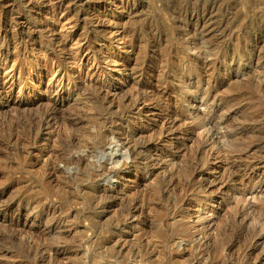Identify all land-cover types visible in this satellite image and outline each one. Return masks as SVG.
I'll use <instances>...</instances> for the list:
<instances>
[{
    "label": "rangeland",
    "instance_id": "obj_1",
    "mask_svg": "<svg viewBox=\"0 0 264 264\" xmlns=\"http://www.w3.org/2000/svg\"><path fill=\"white\" fill-rule=\"evenodd\" d=\"M25 1L0 0V264H264V0Z\"/></svg>",
    "mask_w": 264,
    "mask_h": 264
},
{
    "label": "bare ground",
    "instance_id": "obj_2",
    "mask_svg": "<svg viewBox=\"0 0 264 264\" xmlns=\"http://www.w3.org/2000/svg\"><path fill=\"white\" fill-rule=\"evenodd\" d=\"M27 1V0H26ZM26 1H25V3H26ZM39 1L40 0H28L27 1V3H38L39 4ZM42 1V0H41ZM66 0H57V2L56 3H50L49 4V7H50V9H49V7L47 8V9H49L50 10V13H51V17H53V19H54V17H56L57 15H64L65 14V17L66 16H68L70 13H71V10H70V7H67L68 5L66 4L65 6L67 7V8H65V6H64V2H65ZM72 1H74V2H72V3H79L80 5H81V3L80 2H84V0H72ZM102 1H105V2H107V0H102ZM109 1V0H108ZM49 2V1H48ZM55 2V1H54ZM69 2H70V0H69ZM86 2V1H85ZM84 2V3H85ZM22 3V2H21ZM24 3V2H23ZM45 3V2H44ZM108 3V2H107ZM41 4V3H40ZM71 4V3H70ZM121 4V3H120ZM25 5V4H24ZM34 5V4H33ZM75 5V4H74ZM76 5H78V4H76ZM45 7V6H44ZM73 8V7H72ZM77 8V7H76ZM79 8V7H78ZM79 9H81V8H79ZM49 10L47 11V12H49ZM76 10V9H75ZM73 12H76V11H73ZM72 12V13H73ZM81 12H82V10H81ZM63 13V14H62ZM79 15H82V14H80L79 12H77ZM76 13V14H77ZM75 13H73V15H74ZM75 14V15H76ZM84 14V13H83ZM74 15V16H75ZM79 15H76V17H71V18H69L67 21H69V20H72L73 18L74 19H76L75 21L77 22L78 21V19L81 17V16H79ZM52 19V18H51ZM112 21V20H111ZM111 21H110V23H111ZM110 23H108V24H110ZM99 24V23H98ZM112 24H113V22H112ZM75 25V24H74ZM73 25V26H74ZM97 25V24H96ZM111 25V24H110ZM115 25V24H114ZM15 27V26H14ZM18 27V26H17ZM113 27V26H112ZM24 28V27H23ZM73 28V27H72ZM10 29V28H9ZM12 29V28H11ZM15 29V28H14ZM17 29V28H16ZM61 29L62 30H65V28H64V25H62L61 26ZM19 30V29H18ZM102 30V29H101ZM10 31H12V30H8V29H6V28H4V27H2L1 25H0V46H3L6 42H7V39L10 37ZM106 32V33H108V34H110L109 36L111 37V39H113V40H115L116 42H122V41H125V39H127L128 37H127V31H124V30H121V31H114V30H112V29H105V30H103V32ZM14 32V31H13ZM12 32V33H13ZM22 32V31H21ZM30 32V31H29ZM33 32V31H32ZM32 32H30L31 34H32ZM16 33V32H15ZM12 35H14V33L12 34ZM25 35H26V33H25ZM28 35V34H27ZM60 35V34H59ZM62 35V34H61ZM64 36H58L57 38L55 37L54 39L52 38V44H53V47H57V48H61L60 50L62 51H69V56L72 58V61H73V64H74V69H78V68H84V67H87L88 68V73L90 72L91 74L92 73H94V74H100V75H103V74H105L104 73V71H102L101 70V67H100V64L97 62V60L95 61L93 58V60H90V59H87V58H85V57H83V56H81L80 57V55H81V52H82V47H81V45H80V42L82 41H73V39L71 38V37H69V36H67V35H65V33L63 34ZM23 36H24V33H23ZM31 37V36H30ZM109 37V38H110ZM13 38V37H12ZM15 38V37H14ZM16 38H17V36H16ZM15 38V39H16ZM31 39V38H30ZM88 39V38H87ZM19 40H22V42L23 41H25V39L23 40L22 39V37L19 39ZM85 40V39H84ZM15 41V40H14ZM17 42V41H16ZM74 42V43H73ZM18 44V43H17ZM84 48V47H83ZM8 51V50H7ZM5 52V51H0V64L6 69L7 68V66H8V63H9V61L11 60L10 58V55H9V51L8 52ZM11 53V52H10ZM88 56V55H87ZM86 56V57H87ZM51 61V60H50ZM71 61V62H72ZM51 63L54 65V67L56 68L55 69V75H53L54 76V82H56V83H58V84H60V85H62V84H64L63 83V81H64V78H65V74L59 69V63L58 62H56V61H51ZM58 63V64H57ZM114 63H116V62H114ZM72 64V65H73ZM4 70V69H3ZM10 71H9V73H8V75H7V79H8V81H9V87H13V85L15 84V82H14V76H15V73H16V70L14 69V67L13 66H11V68L9 69ZM85 70V69H84ZM119 70V69H118ZM115 73H118V71H116ZM122 73V72H121ZM125 73V72H124ZM90 74V75H91ZM109 74V73H108ZM122 76V78H121V80H123L124 81V83L123 84H121V85H119L118 86V89H116V90H121L122 89V85H126V82H128L127 80V74L125 73V74H121ZM17 76V75H16ZM129 76V75H128ZM110 78H111V76H110ZM67 83V82H66ZM120 83V82H119ZM70 83L68 84V85H66L67 86V88H69L70 87ZM59 86V85H58ZM57 86V87H58ZM60 87V86H59ZM73 89H74V92L75 91H79V89L80 88H78V85L77 84H75L74 85V83H73V85L71 86ZM65 88V87H64ZM54 90V89H53ZM60 90V89H59ZM69 90V89H68ZM55 91V90H54ZM49 92H50V89H48V90H46V91H44V93H47V94H49ZM122 92V91H121ZM55 93V97H54V99L55 98H59L60 97V99H61V94L58 92V91H56V92H54ZM119 94H120V92H118ZM53 94V93H52ZM50 97H51V94H50ZM52 101V100H51ZM51 104V103H50ZM61 104V103H60ZM50 106H52L51 107V109L49 110V111H47L46 112V114H45V116L43 117V118H41L42 119V122H43V126L45 127V129L47 130V132H49L48 131V129H50L51 127L53 128V127H56L55 126V124L57 125V123L59 122H55V120L57 119L56 117H55V113L57 112V110L60 108V106H59V104L57 103V101H56V99L53 101V103L50 105ZM61 111V110H60ZM172 116V115H171ZM172 118V117H171ZM40 119V120H41ZM171 120V119H170ZM173 120H174V117H173ZM172 120V121H173ZM57 121V120H56ZM41 122V123H42ZM59 124V123H58ZM43 127V128H44ZM51 128V129H52ZM60 128V127H59ZM55 129V128H54ZM57 130H58V128H57ZM44 132H46L45 130H44ZM51 132V131H50ZM52 133H54V131L52 130ZM46 134V133H45ZM48 134V133H47ZM51 134V133H50ZM118 138V137H117ZM112 139V138H111ZM117 141V140H116ZM118 142H119V140H118ZM117 142V143H118ZM121 142H123V141H120V146H118L121 150H124L125 151V156L127 157V158H130V156L131 155H133L132 153H133V150H130V148L127 146V144L124 142V143H121ZM140 146H142V145H140ZM144 146V145H143ZM134 153H135V151H134ZM215 155H216V153H215ZM213 156V155H212ZM124 157V156H123ZM218 158V157H217ZM218 160V159H217ZM220 160V159H219ZM218 160V161H219ZM216 161V160H215ZM221 161V160H220ZM64 167H66V166H64ZM104 173V172H103ZM105 174L107 175V173L105 172ZM109 176V175H108ZM110 177V176H109ZM109 177H107V179L109 178ZM110 180V179H109ZM104 181V180H103ZM104 182H106V181H104ZM42 255H44V254H42ZM45 256H47V253H46V255ZM52 257H53V254H52ZM55 257V256H54ZM48 259H50V257L48 258ZM52 259H54V258H52ZM42 260V259H41ZM51 260V259H50Z\"/></svg>",
    "mask_w": 264,
    "mask_h": 264
}]
</instances>
